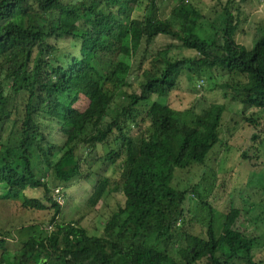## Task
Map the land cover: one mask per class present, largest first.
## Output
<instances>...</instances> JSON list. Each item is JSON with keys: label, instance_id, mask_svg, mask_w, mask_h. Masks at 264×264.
<instances>
[{"label": "trees", "instance_id": "1", "mask_svg": "<svg viewBox=\"0 0 264 264\" xmlns=\"http://www.w3.org/2000/svg\"><path fill=\"white\" fill-rule=\"evenodd\" d=\"M177 1L167 16L165 0H0V187L41 215V228H31L41 231L19 250L0 242V264H264V253L257 254L264 244L234 229L242 211L232 207L217 230L208 195L216 198L217 185L227 191L233 173L207 191L203 176L191 178L222 144L227 106L201 105L198 117L195 109L184 113L152 100L167 98L185 74L204 83L216 71L228 77L215 84L222 97L264 110V36L249 50L236 41L240 18L231 3L218 25L203 15L201 0ZM206 20L217 26L213 40L198 34ZM160 37L167 44L149 56ZM64 40L79 54L62 56ZM143 49L148 62L135 65ZM235 77L246 82L233 83ZM245 122L257 133L242 160L254 167L264 157V133L258 118ZM107 147L106 156L93 159ZM109 164L120 176H102L84 204L114 200L104 235L60 224L58 199L65 203L69 187ZM28 189L42 190L43 201L29 199ZM195 199L207 210L206 227L188 211Z\"/></svg>", "mask_w": 264, "mask_h": 264}, {"label": "rangeland", "instance_id": "2", "mask_svg": "<svg viewBox=\"0 0 264 264\" xmlns=\"http://www.w3.org/2000/svg\"><path fill=\"white\" fill-rule=\"evenodd\" d=\"M228 3H231L230 8H232L234 15L240 18L236 36L237 43L246 46L249 50L253 49L257 41L264 36V0H201L200 10L204 16L214 19L215 23L219 25L224 23V9H226L225 5ZM163 6L167 7L166 14L170 16L172 9L178 6V1L165 0ZM216 27L208 20L202 21L198 34L204 39L213 40ZM166 44V39L163 37L157 38L149 48V56ZM59 49L64 57L79 54L78 48L73 47L70 40L59 42ZM144 51L143 49L136 55L135 65L144 64L147 60ZM186 55L188 58H195L194 53ZM131 63H133V60ZM103 71L105 72V70ZM209 76L203 78V83L196 79L190 80L185 74L179 80L176 89L167 98L154 96L152 100H158L167 104L170 108L184 113L195 109L198 117L201 115V105L203 107L212 106L213 104H225L227 106V113L224 115L220 133L222 144L207 152L206 157L200 160L206 167L200 166L193 169L191 178H194L196 182L203 176L201 190L207 191L212 189L215 181L222 179L221 175L229 172L233 173L232 181L227 180V191L220 193L217 185L215 189H212L216 198L208 195L209 202L213 204L218 217L217 230L221 233L222 226L225 224V217L232 207L237 208L242 211V214L234 229L250 238L258 239L261 246L264 244V168L261 166L264 157L261 162L257 161L256 166V160H253V167L251 164L250 166L246 165V162L242 160V154L250 149L252 136L257 133L253 127L246 124L245 118L252 116L258 118L262 123L258 132L264 133V110L233 104L226 100L222 97L223 94L220 90H215V84L222 83L228 77L216 71ZM232 81L233 83L237 81L246 82V78L235 77ZM199 85H201V88H199ZM84 107L85 103H83L82 108ZM186 119L188 118L186 117ZM59 132V130H56L54 135V143L56 144L54 149L56 152H59L58 144H60L59 141L62 138ZM109 151V147L100 149L92 157L93 159H99L106 156ZM87 160L91 162L92 158ZM94 173L95 177L80 181L77 185L68 188L66 201L58 222L60 224L80 225L89 232L90 236L102 237L106 218L115 205L114 200L111 197L106 198L95 208H86L84 204L86 198H89L93 193L96 183L102 176L112 175L118 177L121 171L118 167L109 164L99 166ZM25 194L29 199L42 201L44 199V192L40 189H28ZM188 207L191 217H194L206 227L207 210H203L199 201L196 199L193 202L191 201ZM40 217L41 215L38 213L28 212L22 202L13 200L7 189L0 187V242H5L7 251L15 252L19 250L24 241L32 236L31 234H37L41 231L38 228L31 229L34 226L40 227L35 222ZM197 232L200 231L197 230ZM261 248L257 250L259 255L262 252L264 253V245ZM2 254L3 251L0 250V258ZM160 260L161 258H157L158 262ZM171 261L167 259L160 262V264H171Z\"/></svg>", "mask_w": 264, "mask_h": 264}, {"label": "built area", "instance_id": "3", "mask_svg": "<svg viewBox=\"0 0 264 264\" xmlns=\"http://www.w3.org/2000/svg\"><path fill=\"white\" fill-rule=\"evenodd\" d=\"M58 201H59L60 204H64V201H63L62 198H59Z\"/></svg>", "mask_w": 264, "mask_h": 264}, {"label": "clouds", "instance_id": "4", "mask_svg": "<svg viewBox=\"0 0 264 264\" xmlns=\"http://www.w3.org/2000/svg\"><path fill=\"white\" fill-rule=\"evenodd\" d=\"M199 88H201V85H199Z\"/></svg>", "mask_w": 264, "mask_h": 264}]
</instances>
